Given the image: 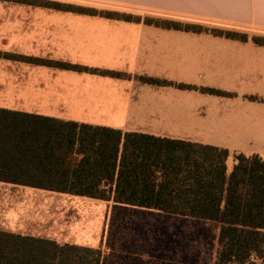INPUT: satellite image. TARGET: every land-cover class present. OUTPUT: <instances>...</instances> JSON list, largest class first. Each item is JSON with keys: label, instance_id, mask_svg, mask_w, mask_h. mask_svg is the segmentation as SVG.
<instances>
[{"label": "crops", "instance_id": "1", "mask_svg": "<svg viewBox=\"0 0 264 264\" xmlns=\"http://www.w3.org/2000/svg\"><path fill=\"white\" fill-rule=\"evenodd\" d=\"M58 1L117 11L153 9L264 35V0ZM49 13L48 8L0 0V109L190 140L264 158V46L250 38L240 42L207 33H60L52 40V33H35L36 20ZM52 46L68 61L131 77L61 70L63 78L52 82L50 67L18 58L50 57ZM136 76L230 94L215 98L195 89L148 84ZM212 101L218 102V112L211 111ZM215 134L218 138L211 136Z\"/></svg>", "mask_w": 264, "mask_h": 264}, {"label": "trees", "instance_id": "2", "mask_svg": "<svg viewBox=\"0 0 264 264\" xmlns=\"http://www.w3.org/2000/svg\"><path fill=\"white\" fill-rule=\"evenodd\" d=\"M51 10L209 33L246 42L249 35L58 0H3ZM251 41L264 46V35ZM13 58H16L15 56ZM19 60L110 78L124 72L61 60ZM153 85L226 96L223 90L139 76ZM233 165L228 170V160ZM0 183L114 205L220 221L213 264H264V158L200 142L0 109ZM100 248L0 229V264H103Z\"/></svg>", "mask_w": 264, "mask_h": 264}, {"label": "rangeland", "instance_id": "3", "mask_svg": "<svg viewBox=\"0 0 264 264\" xmlns=\"http://www.w3.org/2000/svg\"><path fill=\"white\" fill-rule=\"evenodd\" d=\"M122 12L143 18L170 19L183 24L237 31L248 34L249 38L263 35L233 24L192 19L188 15H165L153 9L130 7ZM36 25L38 28L35 33H52V40L59 37L60 33H192L56 10L36 20ZM47 58L84 65L68 61L66 55L53 46ZM60 71L51 68L52 82L63 78L58 74ZM210 105L212 112L219 111L215 110L218 102L212 101ZM211 136L218 138L217 134ZM228 150L232 154L244 153ZM232 165L231 155L228 170H231ZM220 227V221L212 222L44 190L0 185V229L42 236L63 243L98 247L104 255L103 264H213Z\"/></svg>", "mask_w": 264, "mask_h": 264}]
</instances>
